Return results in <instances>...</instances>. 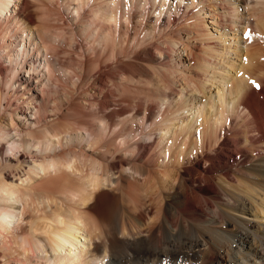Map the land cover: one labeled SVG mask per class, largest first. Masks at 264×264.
<instances>
[{
  "label": "bare ground",
  "instance_id": "1",
  "mask_svg": "<svg viewBox=\"0 0 264 264\" xmlns=\"http://www.w3.org/2000/svg\"><path fill=\"white\" fill-rule=\"evenodd\" d=\"M183 1L185 6L195 7L205 0H46L63 16L81 17L79 26L88 36L116 30L132 12L143 19L154 17L161 26H173L180 21L176 16ZM32 3L0 0V264H122L120 259L130 254H136L135 264H264V45L252 48L246 66L239 70L234 118L227 119L230 127L207 132L208 143L215 139L211 144L214 153L205 150L197 155L195 165L186 166L175 179L178 182L165 188L157 183L155 171L144 167L150 162L144 152L151 137L147 130L156 120L153 104L140 105L146 113L133 159L112 154L92 158L84 153L86 146H94L97 134L102 140L114 134L109 120L125 112L124 108L105 112L108 100L101 76L91 83L93 89L106 94L97 99L95 111L102 113L97 128L89 123L81 126L78 135V131L51 127L53 118L46 116L45 107L53 102L50 93L58 95L56 73L63 67L53 44L47 43L53 16L48 17L54 14L49 15L51 5L44 6L42 1L40 8L35 3L43 17L37 16L40 9L34 8L43 23V28H38L23 12ZM211 8H207L209 14ZM63 16L61 29L56 31L61 36L66 33L64 24H70ZM177 44L150 42L143 52L132 53L173 60L168 46ZM180 50L176 55L179 62ZM218 87L216 95L220 96ZM164 96L170 104L172 96ZM118 141L125 144L122 138ZM77 160L82 167L75 169L86 174L80 173L81 180L72 181L66 170L73 169ZM11 163L17 168L28 165L22 175L19 172L20 180L17 173H4L5 165L13 169ZM127 170L133 172H128L131 177ZM145 172L149 176H144ZM40 180L51 184L54 191L37 193L34 185ZM124 182L128 192L123 189ZM143 186L150 200L156 199L155 206L125 215L122 193L134 200ZM167 189L171 194L163 203L161 195ZM104 197L107 204L97 213L96 221L90 219L89 202ZM153 210L155 214L145 222Z\"/></svg>",
  "mask_w": 264,
  "mask_h": 264
},
{
  "label": "rangeland",
  "instance_id": "2",
  "mask_svg": "<svg viewBox=\"0 0 264 264\" xmlns=\"http://www.w3.org/2000/svg\"><path fill=\"white\" fill-rule=\"evenodd\" d=\"M30 1L39 3L38 6L43 1L44 6L51 5L53 8L52 12L51 6L48 7L50 11L44 7L50 12L49 15L54 13L47 16L48 18L53 16V19L49 21L46 18L44 22L46 25L48 21L50 25L52 24V27L48 24V31L51 29V32L47 33L49 40L47 43L53 44L51 47L56 50L58 64L63 69L56 73L58 95L50 93L48 98L49 100L53 98V102L51 101L45 107L46 116L53 118L51 127L69 132L78 131L76 132L78 135H81L79 130L81 126H88L89 123L93 122L92 127L97 128L96 124L100 123L102 113L95 111L96 103L97 99L104 96L105 91L93 89L91 83L94 78L101 76L107 91L105 95L108 107L105 112L111 113L118 108H124L125 112L109 120L114 134H110L107 140H102L97 134L94 146L85 147L84 153L88 157L112 154L133 159L139 150L135 143L138 134L142 132L140 122L146 113V109H142L147 104L156 106L153 116L156 120L147 130L151 133V137L147 141L149 147L145 150L144 156L150 158V162L144 167L148 171H155L154 177L158 184H164L165 188L171 187V184L178 182L175 179L181 175L186 166L195 165L197 155H201L205 150L214 153L211 144H214L215 139L208 143L207 132L214 129L216 133L223 125L230 127L231 124L227 119L234 118L233 106L237 91L235 87L241 78L238 74L239 70H243L246 66L245 62L247 64V59L253 53L252 48L261 49L264 45V33H260L264 31V21H262L264 20V1L244 0L234 3V0L229 2L205 0L195 7L189 5L190 2L187 3L189 5L187 7L183 1L182 10L176 16L180 21L173 26H161L155 22L154 17L143 19V16L132 12L130 17H123L116 30L109 29L91 36H88L82 30V26H79L81 17L63 16L53 2L51 4L46 0ZM34 4L32 3V7L23 12L33 18L34 25L37 24L38 28H43L42 21L39 22L41 19L35 16L37 12L35 9L38 10L43 5L39 8L36 4V7H33ZM209 6L214 7L211 8V14L207 12ZM39 12L41 9L36 13L37 16L40 15ZM60 14L70 23L64 24L66 33H62L65 32L63 30L62 36L56 32L61 29ZM50 36H52L51 39H57L56 43L50 41ZM150 42L164 45L171 42L178 43L176 46H168V50L172 51L174 56L173 60L159 61L144 56L136 57L135 53L143 52L144 46ZM176 49L180 50L181 62L176 59L178 58ZM127 51L129 53L126 55ZM133 51L135 53H132ZM183 86L187 87H185L186 90ZM216 87L221 91L220 96L216 95ZM182 89L186 92H181ZM166 93L172 96L173 100L170 104L164 98ZM120 138L125 144L118 141ZM106 144L109 151L107 147L105 148ZM229 150L228 153L231 152ZM222 154L225 155L223 152ZM65 157L68 158V156ZM27 158L30 160V157ZM78 162L77 160L73 164V169H81L82 166L80 167ZM135 163L139 165L140 162L135 161ZM11 164L14 166V163ZM13 166L11 167L13 169H8L5 165L4 173H17V177L15 176L17 179H19V172L22 175V170L25 172L29 168L27 164L18 168ZM73 169L66 171L70 174L72 181L79 180L81 172ZM125 172L127 175L133 173L129 170ZM147 173L149 172H145L144 176H149ZM81 174L85 175L86 171ZM134 175L140 178V182L143 181L142 176L136 173ZM129 176L128 178L131 177ZM124 184L123 189L128 192L129 188L125 187L128 185L127 182ZM34 188L40 195H43L47 189L54 191L52 185L43 180L38 181ZM169 192L168 190L161 195V202H165L166 196L171 194ZM139 193L140 195H137L134 200L130 199L126 192L122 193L120 200L125 215L155 206L156 199L150 200L144 186L140 188ZM107 199L104 197L98 202H89L92 205L87 214L90 219H96L97 213L107 204ZM154 214L153 210L145 222L151 220ZM179 259L182 260V257ZM120 262L135 264L136 254L124 256Z\"/></svg>",
  "mask_w": 264,
  "mask_h": 264
}]
</instances>
